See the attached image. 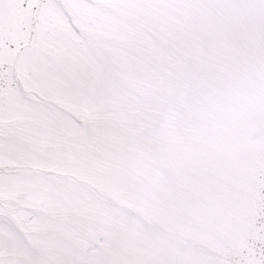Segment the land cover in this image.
<instances>
[{
    "label": "snow or ice",
    "instance_id": "1",
    "mask_svg": "<svg viewBox=\"0 0 264 264\" xmlns=\"http://www.w3.org/2000/svg\"><path fill=\"white\" fill-rule=\"evenodd\" d=\"M0 264H264V0H0Z\"/></svg>",
    "mask_w": 264,
    "mask_h": 264
}]
</instances>
